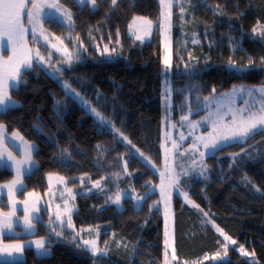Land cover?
I'll list each match as a JSON object with an SVG mask.
<instances>
[{"label": "trees", "instance_id": "1", "mask_svg": "<svg viewBox=\"0 0 264 264\" xmlns=\"http://www.w3.org/2000/svg\"><path fill=\"white\" fill-rule=\"evenodd\" d=\"M206 3L213 6L216 3L226 4L225 14L214 16L212 11L200 6L199 0H192V7L184 16L185 21L190 23L182 24L178 15L179 8L173 9L171 37L176 54L173 61L179 65L180 74L174 67L172 97L177 106L188 95L189 82L199 85L198 90L191 93L190 99L193 103L197 96H209L213 86L220 92L234 84H259L264 81V70L257 68L244 75H237L226 68L227 58L232 54L229 48L230 36L242 42L244 51L235 53L238 61L246 62L249 55L256 58L264 55V48L260 47L259 41L253 42L249 38L256 21H264V0H206ZM236 4L239 5L238 10L245 13L241 19L235 17ZM109 5L110 0H103L95 13H91L88 6L83 10L73 7L76 13V29L72 35L79 34L88 48L82 53V61L64 74L75 89L109 117L132 144L159 166L162 164L160 124L163 66L159 28H155L150 40L143 43L134 40L128 33V25L133 16L156 20L160 12L158 0H135L134 7L129 5L128 0H120L114 9ZM68 6L72 7L70 3ZM184 6L188 7L187 4ZM229 23L234 27L229 28ZM45 27L55 35L64 32L55 21L52 24L45 23ZM89 28H92L91 37L88 34ZM117 28L121 35L115 58L100 59L96 41L101 43L102 37L108 40L109 33L117 39ZM241 28L247 34L244 37L241 36ZM193 32L197 34L199 44L192 43ZM185 43L187 50L177 52ZM189 52L199 58V63L192 70L196 74L191 78L182 74L184 62L180 60L182 56L187 61ZM27 80V85H22L19 91L10 92L21 107L0 116V120L8 125L7 133L18 130L37 147L34 153L37 166L32 174L24 176L25 186L23 192L19 193L20 197L30 191H47L48 173L64 177H77L88 173L94 180L101 176L110 177L112 173L121 170L122 162L117 159L120 156L127 157L129 161L128 170L132 173L136 190L144 191L142 185L147 181L158 184L159 176L131 154L123 143L118 142V138L114 140L113 134L108 131L103 134L98 132L92 116L86 115L79 104L67 99L55 79L37 69L27 74ZM177 89H184V94L176 92ZM97 91L102 97L101 104L96 103ZM56 101L62 102L60 118L56 114ZM186 110L185 106V112ZM176 114L184 113L176 109ZM33 125H37L40 131ZM260 141H264V133L256 135L246 143L225 146L215 156H209L208 179H192L188 192L192 201L209 213L208 219L211 222L223 229L238 244L252 251L255 258L264 264V160L257 156L258 152H264V143H258ZM98 144L106 149L99 161L96 148ZM241 148L250 149L249 154L256 159L249 161L247 154L242 155L237 164L230 168V154L239 152ZM63 149H68L71 153L67 161L60 159ZM245 175L251 183L244 181ZM12 178L11 170L0 168V183L8 182ZM76 182L77 180L68 184L75 185ZM253 185L260 189L259 193ZM155 196L152 194L140 211H135L132 203L125 201L122 212H117L114 205L101 209L100 206L105 201L102 194L77 196V212L73 215V223L77 229L89 226L97 229L96 226L99 225L101 247L105 241H112L113 233L116 234L115 240H123L128 244L127 249L117 248L113 241L109 257H97L95 264H132L131 247L137 241L139 250L135 253L134 264H162L164 217L160 208H154L152 212L148 208ZM3 198L4 200H0V209L6 210L8 205L5 197ZM45 219L46 222L39 224L37 232L32 236H46L48 215H45ZM201 221H205L201 212L185 205L179 197L174 198V244L179 264L223 251L222 237L211 223L207 222L205 226ZM72 235V232H67V239L57 240L53 234L51 254L48 256L37 257L33 248L26 249L23 253L26 264H93L94 258L89 252L71 243ZM32 236H4L3 240L21 241ZM227 256L229 257L225 264H249L233 247L229 246Z\"/></svg>", "mask_w": 264, "mask_h": 264}, {"label": "snow or ice", "instance_id": "2", "mask_svg": "<svg viewBox=\"0 0 264 264\" xmlns=\"http://www.w3.org/2000/svg\"><path fill=\"white\" fill-rule=\"evenodd\" d=\"M103 0H0V116H5L9 111H12L18 107H21L17 100H14L10 95L11 91H19L20 87L26 86L28 83L27 74L37 69L43 70L52 79H55L64 92V96L70 99L84 110L86 115H91L94 118L95 126L100 134L108 131L113 134V139L122 138L118 142H126L132 144L124 133L116 127L115 123L105 116L96 107L92 106L90 100L86 99L80 91H77L67 81H61V77L67 71H71L73 67L80 63L83 59V52L87 51L88 45L84 43L79 34L73 36L72 33L76 29L75 16L73 7L83 10L86 6L89 7L91 13H95L99 10V3ZM120 0H110V8L114 9ZM72 7H69L68 4ZM130 6H135V0H128ZM160 7L159 16L156 20L150 19L145 16H133L132 22L129 23L128 28L135 36L136 40L142 43L153 35L155 28H159V35L161 37V45L164 48L165 54L162 57L163 70L162 75L165 77V84L168 85V76L172 72L173 68L177 69L180 74L179 65L174 64L173 50L171 40V30L173 27V16L175 7L179 8V17L182 24L190 23L185 21L184 16L189 8L192 7V0H158ZM187 4V8L184 6ZM199 4L202 7H206L213 12L214 16H222L225 14L227 5H221L216 3L213 5H207L206 0H199ZM237 11L235 13L236 19H241L245 13L240 12L239 5H235ZM108 13L105 14L107 19ZM55 21L57 26L61 27L64 32L61 35H55L45 27V23L52 24ZM137 22H141L143 25V31L137 27ZM234 26L229 23V28ZM98 30V29H97ZM67 35H64V33ZM241 36L247 35L243 29H240ZM139 33V34H138ZM88 34L92 36V28H89ZM120 29L116 30V43L119 44ZM192 43L199 44L200 41L197 38V34L193 32ZM207 36V31L205 32ZM253 42L257 40L260 43V47L264 48V21L257 20L255 25L251 28V34L249 36ZM103 39V37L101 38ZM109 44H105L101 50L99 45L96 46L100 59L110 58L116 54V47L111 46L112 35H108ZM67 41V43H66ZM229 48L231 49V55L227 58L226 68L229 72L237 75H244L246 72L254 69L264 70V55H260L258 58L249 55L247 61H238L235 58L237 51L243 52L242 42L236 40L233 37H229ZM210 47L212 44L210 43ZM4 50L8 51V55L5 57L2 53ZM187 50V45L183 46L178 51ZM58 57V59H57ZM56 59V63L53 60ZM180 60L184 62V75L191 78L196 74L194 71L195 65L199 63V58L194 56L191 52L188 53L187 61H184L183 57ZM195 61V64L193 63ZM207 64V58L205 60ZM71 79V78H70ZM199 85L189 82L187 85L188 95L184 96L180 105H175L171 99L173 89L166 87L163 95L165 97V103L167 106L165 123L168 128H189L197 129L205 124H208L211 131L207 136H195L193 143L185 148L183 152L180 148L185 140L183 132L180 133L179 139H173L171 135L166 134L165 139L172 141V147L168 148L165 145V158H164V171L160 173V184L153 185L151 181L145 182L142 187L145 189L143 194L137 193L134 187L131 191L128 189H121L118 181L122 178V175L131 176L132 173L128 172L129 161L124 162L123 172L112 173L115 177L112 181L116 183L117 190L114 194L110 193V189L106 186L105 181L109 179L108 176H101L100 179L92 181V187L87 189L88 192H92L93 189L98 190L101 194L105 195L104 205L100 208L103 209L106 206L115 205L117 212L124 210L125 201H130L135 211H140L143 204L154 194L156 188L160 190V196L162 201L166 204L165 208V232H164V259L162 264H179L177 259L176 248L174 247V239H169L168 231V207L170 205L173 195H182L185 201L195 207L199 212L203 213L205 217L209 216V213L204 212L202 208L194 201H191L188 197V193L181 191V185L183 183L182 177H188L193 173L198 176L208 179L207 171L208 166L204 161L205 156H215L217 151H221L225 146H232L240 143H246L249 139L254 138L260 133H264V83L259 86H246V85H233L232 89L228 92H222L219 96L216 95L217 89L212 87L211 94L203 97V109L207 114L202 116L200 120H191L190 117L193 114L201 111L200 97H196L195 105L191 102V93L197 91ZM179 94H184V89L175 90ZM239 96L243 99V105L235 107L236 97ZM96 103H102L101 94L97 91ZM62 102L56 101V114L60 118V106ZM215 104V109L212 105ZM227 105V111H222ZM185 106L187 108L185 112ZM66 107V105H65ZM179 107L182 114L178 121H171V112L173 108ZM230 115L229 120H225L226 116ZM171 121V122H169ZM8 125L0 120V168L14 170L15 177L4 184H0V194L3 189L8 190V203L11 206V211L4 212L0 209V234L5 232L12 233L19 237L26 233L32 235L37 230V224L43 225L42 217L37 213L44 209L38 206L39 197L35 192H28L25 194V199L19 201L16 199L19 193L23 192L25 175H30L37 166V161L34 158V153L37 151L36 145L28 141L18 130L13 131L11 136L7 134ZM33 127L40 131L37 125ZM191 135V132L189 133ZM258 143H264L260 141ZM200 145L203 146L205 151H200ZM133 148L136 146L133 144ZM97 160H101L103 153L106 151L101 145H97ZM136 151L139 156L143 158L153 169L156 165L149 157H146L143 152L138 148ZM199 153V159L194 158ZM250 149L241 148L239 152L231 153L232 162L229 167L232 168L237 164V160L242 155L247 154L249 161H254L255 156L249 154ZM191 154V156H189ZM257 156L264 160V152H258ZM71 157V153L68 149H63L60 154L61 161H67ZM185 157H188L190 163L185 161ZM123 157H117L122 159ZM198 170V171H197ZM56 176V182L58 185H66L68 183H75L76 177H64L54 173H48L49 188L52 186V177ZM246 183H251L247 175L243 177ZM80 183L83 186L86 180H91V176L88 173H84L79 177ZM256 188L255 185H253ZM259 193L260 189L256 188ZM65 192L68 195V199H64V193H61V200L63 205H57L55 214L49 212V219L46 227V236L40 237L37 240L29 241L23 240L18 243L3 244L0 242V254H7L15 264H26L23 253L31 245H35L36 256L44 257L50 255V248L53 242V234L57 240L67 239V232H72L73 235L70 238L71 243L75 244L77 248L89 252L94 258L93 264L97 257L108 258L111 251V243L114 241L117 248H128V244L123 240H115L116 234L113 233L112 241H105L104 246L99 245L100 232L99 225L96 226L97 233L96 238L83 239L82 234L85 232H91L92 228L77 230L73 223V215L76 214L77 208L74 203L77 195L83 193H75L73 188H65ZM36 197V201L33 202L31 198ZM161 201H153L148 206L149 212H152L158 203ZM18 205H23V223H20V218L17 216ZM50 207V206H49ZM183 207V205H182ZM158 210V209H157ZM207 222L201 221L206 226ZM216 227L217 232L224 237L225 243L222 245L224 248L223 255L218 251L212 256L205 255L203 260H211L217 262V264H225V258L227 257L229 250V241L232 245H235L236 241L231 240L223 229ZM17 226L20 227V231L17 232ZM59 229V230H57ZM78 237L80 239H78ZM137 241L131 247V260L134 264L135 253L138 249ZM169 249H171V258L169 259ZM241 254L247 256L248 253L244 252L243 246L240 248ZM196 264H203V261H197Z\"/></svg>", "mask_w": 264, "mask_h": 264}, {"label": "rangeland", "instance_id": "3", "mask_svg": "<svg viewBox=\"0 0 264 264\" xmlns=\"http://www.w3.org/2000/svg\"><path fill=\"white\" fill-rule=\"evenodd\" d=\"M132 22V21H131ZM130 22V23H131ZM137 27L141 30V31H143V25H142V23L141 22H137ZM128 33H129V35L134 39V40H136L135 39V36L132 34V32L129 30V28H128ZM139 34V33H138ZM109 34H107V36H108ZM150 38L151 37H149V38H147L144 42H146V41H148V40H150ZM116 40L117 39H115V38H113L112 37V42H111V45H110V47L111 46H115L116 47V52H117V50H118V48H119V44H117L116 43ZM171 40H172V37H171ZM136 41H138V42H141V41H139V40H136ZM105 44H109V40H106V39H102V42L101 43H99V42H97L96 41V46L97 45H99V47H100V49L102 50L103 49V47H104V45ZM173 45H174V43H173V41H172V50H173V56L174 55H176L175 54V52H174V47H173ZM96 50H97V48H96ZM162 50H163V56H164V54H165V51H164V48H163V46H162ZM115 55L116 54H114L112 57H110V58H106V59H114L115 58ZM174 58V57H173ZM57 59H58V57H57ZM53 63H56V59H54L53 60ZM182 68L184 69V66H182ZM162 70H163V66H162ZM173 74H174V68H173V70H172V72L169 74V76H168V81H169V84L168 85H166L165 84V77L162 75V101H161V108H162V119H161V124H160V129H161V138H160V148H161V161H162V164L161 165H156L153 161V163L156 165V168L155 169H153L152 168V166L150 165V164H148L146 161H144L143 160V158L142 157H140L139 156V153L136 151V149L138 148V147H135V148H133L132 147V145L133 144H127L126 142H123V144L129 149V152L131 153V154H133V155H135L137 158H139L141 161H143L145 164H146V166H148V168H150V169H152L158 176H159V182H158V184H156V185H159L160 184V180H161V178H160V173L161 172H163L164 171V158H165V151H164V147H162V145H165L166 147H168V148H171L172 147V141L171 140H166L165 139V136H166V134H168V135H171L172 136V138L173 139H179V135H180V133L181 132H183L184 133V135H185V140L183 141V144H182V146H181V148H180V151L181 152H183V150L185 149V148H188L189 147V145H191L192 143H193V138L195 137V136H207V134L211 131V128H210V126L208 125V124H205L204 126H202V127H200V128H197V129H194V130H192V129H189V128H180L179 126H177L176 128H168L167 127V125H166V123H165V116H166V111H167V106H166V103H165V97H164V95H163V93H164V91H165V89H166V87H168V86H170L171 88H172V79H173ZM64 80H67L68 82H69V80L67 79V77L65 76V74H63V76L61 77V81H64ZM70 83V82H69ZM262 83H264V81L262 82ZM262 83H259V84H246V83H239V84H234V85H241V84H243V85H246V86H249V87H251V86H259V85H261ZM71 84V83H70ZM60 86H61V84H60ZM73 87V86H72ZM74 88V87H73ZM232 89V86L230 87V88H228V89H226V90H222V91H220V92H217L216 93V95L217 96H219V94L220 93H222V92H228V91H230ZM77 90V89H76ZM78 91V90H77ZM83 95V94H82ZM172 95H173V93H172ZM86 98V97H85ZM87 99V98H86ZM171 99H172V101H173V97H171ZM195 102H196V98H195V100H194V104H195ZM200 102H201V113H199L198 115H196V114H193V115H191V117H190V119L191 120H200V118L202 117V116H205L206 114H207V112H206V110H204L203 109V98H200ZM243 99L242 98H240L239 96H237L236 97V104H235V107H239V106H241V105H243ZM173 103H174V101H173ZM80 106V105H79ZM92 106H93V104H92ZM94 107V106H93ZM212 107H213V109H215V104H213L212 105ZM176 109L177 110H179V108H173V110H172V112H171V121H178L179 120V118H180V116L182 115V114H176ZM187 109V108H186ZM222 111H227V105L224 107V109L222 110ZM104 114V113H103ZM92 118H93V116H92ZM230 119V115L229 116H226L225 117V120H229ZM93 120H94V118H93ZM171 121H169V122H171ZM113 122V121H112ZM117 127V126H116ZM118 128V127H117ZM191 132V135H189V133ZM9 136H11V133H7ZM125 135V134H124ZM118 139L120 140V139H122V138H119L118 137ZM37 148V147H36ZM139 149V148H138ZM140 150V149H139ZM141 151V150H140ZM200 151H205V149L203 148V146L202 145H200ZM142 152V151H141ZM235 153V152H234ZM146 157H147V155H145ZM189 156H191V154H189ZM120 157H123L122 159H120L121 160V162H122V165H121V170L119 171L120 173H122L123 172V167H124V162L127 160L128 161V159H127V157H125V156H120ZM209 156H205L204 157V161H205V163H206V165H207V158H208ZM194 158H196V159H199V153H197L196 154V156L194 157ZM231 159H232V157H230ZM185 159V161L187 162V163H190V160H189V158L188 157H185L184 158ZM12 172H13V178L15 177V175H16V173H15V171L14 170H11ZM198 171V170H197ZM128 172H129V170H128ZM207 173H208V171H207ZM208 175V174H207ZM26 176V175H25ZM61 176V175H60ZM82 176V175H81ZM79 177L80 176H77L76 178V180H77V182H76V184L75 185H70V184H66V185H63V184H60V185H58L57 184V182H56V176L54 175L53 177H52V186H51V188H49V178H48V176H47V182H48V189H47V191H45L44 193H38V192H35V193H37V196L39 197V201H38V206L40 207V208H42V209H44L43 211H41V212H39V213H37V215H39L40 217H42V221H43V223L44 222H46V219H45V215H48V219H49V212H51L52 214H53V216H54V214H55V211H56V207H57V205L59 204V205H63V200H61V198H60V196H61V193L63 192L64 193V199H68V195H67V193L65 192V188L67 187V188H73V190H74V192L75 193H83V194H92V193H98V194H101L98 190H95V189H93V191L92 192H88L87 191V189H89V188H91L92 187V181H94V179H91V180H86L85 182H84V185L82 186L81 185V183H80V180H79ZM12 178V179H13ZM201 179V180H204V177H202V176H198L196 173H193L192 175H190V176H188V177H182V180H183V183H182V185H181V191H185V192H187L188 193V197H189V199L192 201V199L190 198V196H189V192H188V187H189V184H190V181L192 180V179ZM11 179V180H12ZM100 179V178H99ZM115 179V177H113V176H110L109 177V179L107 180V181H105V184H106V186L110 189V193L111 194H114L115 192H116V190H117V185H116V183H113L112 181ZM10 180V181H11ZM95 180H98V179H95ZM23 181H24V177H23ZM9 182V181H8ZM5 183H7V182H5ZM0 184H4V183H0ZM118 184H119V187L121 188V189H128L129 191H131V188L132 187H134V179H133V177H131V176H128V175H122V178L118 181ZM153 185H155V184H153ZM135 188V187H134ZM137 191V193H140V194H143V192L145 191H138V190H136ZM30 192H34V191H30ZM28 193V192H27ZM26 194V193H25ZM25 194H24V197H20L19 196V194L17 195V197H16V199L17 200H19V201H22V200H24L25 199ZM154 194L156 195L155 196V198L152 200V202H151V204L153 203V201H161L160 203H158L157 205H156V207L155 208H160V210L162 211V214H163V217H164V231H165V208H166V204L162 201V199H161V196H160V190H159V188H156L155 189V191H154ZM103 195V194H102ZM78 196V195H77ZM77 196H76V199H77ZM105 196V195H104ZM3 197H5V203L8 205V209H6V210H3L4 212H8V211H11L12 209H11V206L9 205V203H8V190L7 189H3V192H2V194H0V200H4V198ZM175 197H179L182 201H183V203L185 204V205H187V206H189V207H191V208H193V209H196L195 207H193L191 204H189V203H187L186 201H185V198H184V196H182V195H178V194H175L174 193V195H173V198H172V201H171V203H170V205H167V207H168V216H169V219H168V231H169V239H174V198ZM36 197H33V198H31V200L33 201V202H35L36 201ZM76 199H75V201H74V203H75V205H76V208H77V201H76ZM124 203V202H123ZM50 206V207H49ZM115 206V205H114ZM116 207V206H115ZM124 207H125V205H124ZM202 215H203V213H202ZM17 216L20 218V223L22 224L23 223V216H24V212H23V205H18V211H17ZM204 218H205V221H210L209 219H208V217H205L204 216ZM73 219V218H72ZM47 223H48V220H47ZM209 223H211V225L213 226V223L212 222H209ZM215 224V223H214ZM216 225V224H215ZM38 226H39V224H37V229H38ZM217 226V225H216ZM214 227V226H213ZM219 227V226H218ZM76 228V227H75ZM220 228V227H219ZM77 229V228H76ZM81 229V228H80ZM84 229H87V228H84ZM214 229L216 230V227H214ZM221 229V228H220ZM77 230H79V229H77ZM16 231L17 232H19L20 231V227L19 226H17V228H16ZM99 231V230H98ZM217 231V230H216ZM36 232H37V230H36ZM35 232V233H36ZM100 232V231H99ZM34 233V234H35ZM96 233H97V229H95V228H92V231L91 232H85V233H83L82 234V238L83 239H92V238H96ZM34 234H32V235H34ZM218 234L220 235V233L218 232ZM22 235H28V236H30L29 234H26V233H24V234H22ZM31 235V236H32ZM4 236H15L14 234H12V233H7V232H5V233H3V234H0V242H2L3 244H11V243H18V242H21V241H13V242H9V243H6V242H4L3 240H2V237H4ZM221 236V235H220ZM222 237V239H223V241H224V237L223 236H221ZM40 237H34V236H32V237H30V238H28L27 240H29V241H33V240H37V239H39ZM99 239H100V236H99ZM231 240H234V239H232L231 238ZM23 241V240H22ZM235 241V240H234ZM99 242H100V240H99ZM224 243H225V241H224ZM229 243V246L230 247H233L234 249H235V251H237L244 259H246L247 260V262L249 263V264H261L256 258H255V256H254V254H253V252L252 251H250V250H248L246 247H244L243 246V250H244V252H246V253H248V255L247 256H245V255H242L241 254V251H240V248H241V244H238L237 242L235 243V245H232L231 244V242L229 241L228 242ZM100 245V244H99ZM174 247H175V244H174ZM30 248H33L35 251H36V249H35V245L33 244V245H31V247ZM222 249H223V251H220V253H221V255H223V252H224V248L222 247ZM163 253H164V250H163ZM50 254H51V250H50ZM212 255H214V254H212ZM212 255H208V256H212ZM23 256H24V254H23ZM229 256H227L226 258H225V260L228 258ZM171 258V249H169V259ZM163 259H164V256H163ZM177 259H178V257H177ZM197 261H203V264H209V263H211V262H213V261H211V260H203V257L201 258V259H198V260H195V261H186V262H184V264H196V262ZM0 262H14L11 258H9L8 256H7V254L5 253V254H0Z\"/></svg>", "mask_w": 264, "mask_h": 264}, {"label": "crops", "instance_id": "4", "mask_svg": "<svg viewBox=\"0 0 264 264\" xmlns=\"http://www.w3.org/2000/svg\"><path fill=\"white\" fill-rule=\"evenodd\" d=\"M5 57L9 54L7 50H4L3 53H2ZM4 237H2V240H3ZM4 241V240H3ZM22 241V240H21ZM6 242V241H4ZM6 243H9V242H6Z\"/></svg>", "mask_w": 264, "mask_h": 264}]
</instances>
